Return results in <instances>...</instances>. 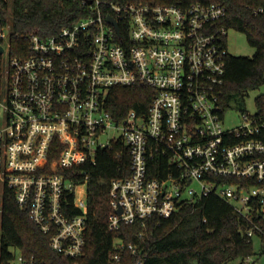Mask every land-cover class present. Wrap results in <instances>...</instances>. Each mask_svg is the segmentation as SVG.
Listing matches in <instances>:
<instances>
[{
  "label": "built area",
  "instance_id": "obj_1",
  "mask_svg": "<svg viewBox=\"0 0 264 264\" xmlns=\"http://www.w3.org/2000/svg\"><path fill=\"white\" fill-rule=\"evenodd\" d=\"M83 3L89 15L54 35H31L25 56L8 53L9 25L0 19L1 186L49 236L52 251L78 258L86 245L89 172L75 167L95 165L99 151L121 143L128 174L110 181V231L144 226L214 194L252 223L249 237H264L252 219L256 211L264 221V117L243 110L240 125L224 127L233 109L221 102L230 56L224 6ZM116 87L151 89L146 110L114 117L109 93ZM55 142L60 151L52 158ZM113 245L114 261L125 249L137 252L119 239ZM136 263L145 264V255ZM9 264L27 261L17 253ZM241 264L256 262L247 256Z\"/></svg>",
  "mask_w": 264,
  "mask_h": 264
},
{
  "label": "trees",
  "instance_id": "obj_2",
  "mask_svg": "<svg viewBox=\"0 0 264 264\" xmlns=\"http://www.w3.org/2000/svg\"><path fill=\"white\" fill-rule=\"evenodd\" d=\"M0 0V19L9 25L8 44L11 56L29 54L31 35L47 37L56 34L90 14L83 0ZM126 1V0H113ZM151 5L167 4L186 7L192 2L219 3L226 16L222 24L246 36L255 52L251 57L230 55L226 61L225 83L222 93L224 109L244 110L250 91L264 83V0H136ZM0 57V86L2 84ZM153 91L146 87H116L109 93V110L120 117L129 109L144 112ZM257 114L264 117V94L255 98ZM60 151L53 144L51 157ZM159 159V158H158ZM127 148L119 143L112 149L99 151L96 163L88 169L86 186V239L83 254L78 258L63 257L49 247V236L42 234L21 209L12 191L2 187L0 193V264H9L15 254H21L27 264H137L145 255V264H226L234 260L242 263L251 256L252 237L247 235L252 223L237 214L231 203L209 194L201 200L184 204L166 218L152 217L144 226L136 222L122 225L117 231L108 229L111 213L110 181L128 174ZM70 173V170H68ZM157 176H163L157 173ZM74 210V213H78ZM262 215L256 211L253 221L264 228ZM257 235V234H256ZM263 241L264 237L257 235ZM121 240L133 244L135 254L125 249L119 261L112 259L113 243Z\"/></svg>",
  "mask_w": 264,
  "mask_h": 264
},
{
  "label": "rangeland",
  "instance_id": "obj_3",
  "mask_svg": "<svg viewBox=\"0 0 264 264\" xmlns=\"http://www.w3.org/2000/svg\"><path fill=\"white\" fill-rule=\"evenodd\" d=\"M11 2L10 0H6ZM228 41V52L230 55L233 56H247L251 57L255 52L254 48L251 47L246 39V36L234 29H230L228 31L227 36ZM6 41L4 45H6ZM264 94V83L261 87L257 90L250 91L248 96L245 99L244 110L248 111L249 113L257 112V107L255 103V98L260 95ZM242 123V112L239 108H233L226 112L225 119H224V127H234L240 125ZM116 133L115 131H110L109 134L113 135ZM2 186L0 184V193H1ZM1 225V224H0ZM252 251L253 254L251 255L252 259L256 262V264H264V254L263 251V241L257 235L252 237ZM239 260H234L226 264H238Z\"/></svg>",
  "mask_w": 264,
  "mask_h": 264
},
{
  "label": "water",
  "instance_id": "obj_4",
  "mask_svg": "<svg viewBox=\"0 0 264 264\" xmlns=\"http://www.w3.org/2000/svg\"><path fill=\"white\" fill-rule=\"evenodd\" d=\"M89 3H91V0H89ZM107 20H108V22H110L111 24H113V26H114V27L117 29V31H118V25H117V22L114 21V19H113L112 17H110V16L107 17ZM2 52H3V47L0 46V54H1ZM117 212L120 213V209L117 210Z\"/></svg>",
  "mask_w": 264,
  "mask_h": 264
}]
</instances>
